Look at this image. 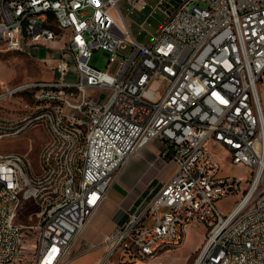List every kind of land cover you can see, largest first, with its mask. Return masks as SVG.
Instances as JSON below:
<instances>
[{
  "label": "built area",
  "instance_id": "built-area-1",
  "mask_svg": "<svg viewBox=\"0 0 264 264\" xmlns=\"http://www.w3.org/2000/svg\"><path fill=\"white\" fill-rule=\"evenodd\" d=\"M120 1L0 0V40L8 50L66 37L62 48L48 47L51 58L38 59L52 71L50 78L0 92V100L31 92L36 104L29 112L41 109L38 122L0 114V141L19 136L22 126L43 128L42 118H49L44 106L65 112L57 119L62 131L43 128L54 146L40 152L35 184L27 183L29 157L0 147V264L23 262L18 239L26 232L18 227L20 209L4 208L6 197L31 198L39 207L31 264H62L126 161L156 139L158 158L172 171L146 188L123 223L105 234L96 264L143 260L158 254L156 244L171 250L195 224L205 230L193 264H264V197L253 201L264 189V118H256L263 111L264 0H159L152 13L160 10L165 18L145 43L132 35ZM125 1L127 13L146 3ZM20 16H28V24H20ZM128 46L114 74L90 63L94 49L110 53L109 66ZM71 65L75 81L65 80ZM55 81L69 82V89L54 90ZM104 89V98L93 96ZM213 121H220L218 139L210 138ZM68 123L81 125L85 143L74 140ZM2 126H12V133L3 134ZM210 146L228 153L238 147L237 164H246L249 178L223 173ZM21 159H28L30 170H22ZM55 159H62V170H55L61 186L52 179L48 190L38 191L44 166L54 167ZM231 196L238 198L224 214L217 202ZM243 199H251L249 214L233 226ZM219 221H229V228H219Z\"/></svg>",
  "mask_w": 264,
  "mask_h": 264
},
{
  "label": "rangeland",
  "instance_id": "rangeland-1",
  "mask_svg": "<svg viewBox=\"0 0 264 264\" xmlns=\"http://www.w3.org/2000/svg\"><path fill=\"white\" fill-rule=\"evenodd\" d=\"M159 0H146L144 7L141 10H133L131 13H127V4L123 1L118 3L121 12L125 15V20L129 25L130 31L134 38L140 42H147L151 36V33L156 32L159 24L164 20L165 16L160 10H156L152 13V8L157 5ZM65 34H59L58 40L56 42L49 43L47 45H25L23 48L25 52H13L7 50L3 42L0 41V92L1 88H7L8 85L29 79L32 81L24 82H34L36 78H50L53 74L52 71L47 67V65L40 62L39 58H51V48H62L65 42ZM130 47L121 48L117 51V60L112 62L109 66L107 65L110 53L103 49H94L90 57V63L101 69H108L110 73L114 74L118 65V60L129 52ZM31 54V55H30ZM65 80L75 81L76 74L72 70V65L70 66V71L66 74ZM157 92H163V85L158 83L155 85ZM259 92L263 93L264 99V76L261 78L259 85ZM108 90H97L94 92L93 96L100 93L101 98H104L108 93ZM77 100V98L75 99ZM36 102L33 100L31 92H26L20 94V96H14L13 98H5L0 100V114L9 118H14L23 115L24 117H30L34 112H39L40 109H34L29 112L32 107H34ZM29 112V114H27ZM38 122V121H35ZM43 128L51 130L46 123L42 121ZM41 126L32 128L28 126L22 131L19 136L16 137H5L0 141V147L4 152H20L26 154L32 165L31 176L27 178L35 184V177L33 174L39 173V155L40 152H48L49 149L54 146V137H47ZM72 134L74 135V140L77 143H85V132L80 126V131L76 133L71 128ZM157 145V142H154ZM211 152L215 155L220 163L221 171L227 174H233L240 176L242 179L249 178V168L241 165H234L231 162L230 155L228 151L219 146H210ZM140 162L138 160L133 161L132 164L125 167V172L128 174H135L139 170ZM162 166L163 170L166 171V176H168L172 169L171 165L167 162H162L159 165ZM24 170H30V162L28 159H24ZM62 170V159L54 160V167L44 166V173L41 180L37 182L38 191H45L49 189V183H52L54 179V186H61V179H58V171ZM117 179V177H116ZM115 179V181H116ZM163 177L159 180L162 181ZM158 181V182H159ZM153 185V184H151ZM238 196H231L221 199L217 202L219 209L224 213H228L233 207ZM17 209L19 210L18 225L22 230H26L25 237L21 242V249H23V262L20 264H31L32 263V252L34 239L36 237V226L38 223V218L36 211L39 207L31 201V199L21 200L18 204ZM203 227L199 226H188L185 233V237L181 245L168 250L160 251L158 254L147 257L143 260H135L133 263L129 262L127 264H193L197 249L201 242H197L202 238ZM197 245L196 248L192 244ZM102 245V242H96L94 240H87L82 232L77 236V238L71 243L69 253L65 257L62 264H68L75 258L79 257L71 264H90L92 257L95 260L101 256V254L95 256L94 251L97 250ZM81 256V257H80ZM113 262V261H112Z\"/></svg>",
  "mask_w": 264,
  "mask_h": 264
},
{
  "label": "crops",
  "instance_id": "crops-1",
  "mask_svg": "<svg viewBox=\"0 0 264 264\" xmlns=\"http://www.w3.org/2000/svg\"><path fill=\"white\" fill-rule=\"evenodd\" d=\"M121 1L126 3L125 0H121ZM10 51L28 53L25 52V50L24 51L10 50ZM42 78L43 77L36 78L33 80L42 79ZM24 81H32V80L24 79V80L16 81L8 85V87ZM154 142H157V145H155ZM160 149H161V143L157 139L153 140L150 143H148L145 147H143L138 154L130 157L126 161V163L120 170L116 181H114L112 186L108 189L106 196L103 198L100 205L96 208V210L93 212V214L85 224L83 228L84 230H82V235L85 236V239L94 240L96 242L97 241L102 242L105 234L109 233L117 224L123 223V221L127 216V212L138 201L141 194L146 190V188H148L153 183H157L162 177H163L162 179L163 181L169 176V175L166 176V171L162 169L163 168L162 166H160V168H157L163 162L162 160H160V158H158V153ZM135 160H138V162H140L141 164L139 166V170L134 175L126 173L125 167L127 165L132 164L133 161ZM191 226H199V224H195ZM201 226L203 227V231H202L203 237L197 241V242H201L198 249L201 247L204 240L205 229L203 225ZM192 245L194 248L197 247L196 243L195 244L193 243ZM103 252H104V246L102 245L97 250L94 251L95 256L101 253L103 254ZM78 258L79 257L75 258L68 264H71L73 261H75ZM98 259L99 257L96 260L95 257H92L90 264H96Z\"/></svg>",
  "mask_w": 264,
  "mask_h": 264
},
{
  "label": "bare ground",
  "instance_id": "bare-ground-1",
  "mask_svg": "<svg viewBox=\"0 0 264 264\" xmlns=\"http://www.w3.org/2000/svg\"><path fill=\"white\" fill-rule=\"evenodd\" d=\"M20 24H28V16H20ZM59 34H57L56 40H58ZM65 43V42H64ZM9 50L20 51V44H12L9 45ZM23 84H40V80L34 82H23ZM54 90H67L69 89V82L67 81H55L53 82ZM259 91V90H258ZM259 97L261 100V106L263 111H256V118H264V99L263 93L259 92ZM38 111V110H37ZM34 112V114L30 117H24V122H35L40 121L41 109L40 113ZM44 113H48L49 118H42V121H46L49 128L55 131H62V121H57V119H65L64 110H58L56 106H44ZM80 124L76 123H68V128H71L76 133L80 131ZM28 126H22V131L26 129ZM220 128V121H213L212 127H209V134L211 139H218V129ZM3 134H11L12 126H2ZM263 142H264V134H263ZM230 159L233 164H237L238 161V147H231L230 150ZM241 166H245L246 164H237ZM21 168L24 170V159H21ZM262 173H264V164H262ZM27 183L31 184L30 180L27 178ZM38 190V189H37ZM264 197V189H258L253 194V201H261ZM31 198H18L14 199L13 197H6L4 201V208H13L17 209L18 204L21 200H27ZM249 206H251V199H243V206L237 208L234 212L232 218L233 226H240L244 223L246 216L249 214ZM19 230H22L18 225ZM219 228H229V221H219ZM84 230V229H83ZM22 239H18V249H21ZM163 251V244L154 245V252Z\"/></svg>",
  "mask_w": 264,
  "mask_h": 264
},
{
  "label": "trees",
  "instance_id": "trees-1",
  "mask_svg": "<svg viewBox=\"0 0 264 264\" xmlns=\"http://www.w3.org/2000/svg\"><path fill=\"white\" fill-rule=\"evenodd\" d=\"M155 183H153V185H154Z\"/></svg>",
  "mask_w": 264,
  "mask_h": 264
}]
</instances>
